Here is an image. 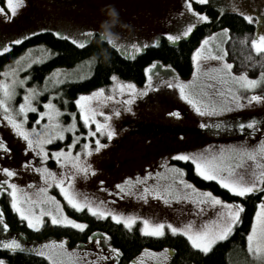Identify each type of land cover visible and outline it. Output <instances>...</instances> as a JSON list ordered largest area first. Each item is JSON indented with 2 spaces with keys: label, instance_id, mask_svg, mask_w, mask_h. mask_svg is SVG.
<instances>
[{
  "label": "rangeland",
  "instance_id": "rangeland-1",
  "mask_svg": "<svg viewBox=\"0 0 264 264\" xmlns=\"http://www.w3.org/2000/svg\"><path fill=\"white\" fill-rule=\"evenodd\" d=\"M191 3L193 11L190 12L184 0H25V5L18 9L11 19H6L4 14H0V45L15 44L11 43V41L21 36H30L28 35L30 32H40L39 29L41 28L51 31L68 30L71 32L76 30L86 31L91 28L93 34L98 32L105 37L103 29L100 27V22L103 19H107L105 6L114 5L118 10L121 23L113 27V31L117 33V36L115 39H112L113 42L111 44L124 55L132 57L138 54L144 47L154 44L153 41L155 43L158 42L161 37L169 42L185 38L186 36L183 35V31L189 23L194 22V29L198 24L205 22L197 19L195 16L196 12L207 14L195 6V3H199L198 0H191ZM205 3L215 4L220 13L232 11L239 14L243 13L244 15L242 16L244 17L245 15H250L252 21L257 24L256 38L258 39L259 35L264 34V0H206ZM0 8H3L6 14L11 15L10 10L7 8L6 0H0ZM102 9L105 10L102 11ZM213 33L217 35L213 37ZM213 33L207 36L209 38L208 42L199 54L200 56L207 55L209 59H198L193 63V68L187 76L177 77L166 67L156 64L152 65L148 69L145 81L151 76L153 87L144 96H137V99L131 105L132 111L130 112L125 111V105L122 101L126 100L131 93L126 91L121 93L118 85L130 82L135 84L137 90H139L145 87V81L141 84H136L131 81L117 79L113 80L107 87H101L105 89V96H112L114 99L106 101L94 99L89 103L98 113L104 112L108 115L109 124L116 131L117 135L113 137L111 142L107 141L106 137H101V142L107 143L109 146L101 149L99 152H93L89 157H82L95 169V172H89L86 177L80 175L75 178L72 187L79 200L91 202L94 206H99L102 209L114 211L118 214L123 213L125 217L128 214H133L147 218L150 220V223L164 221L173 224H177V222L186 224L192 221L195 228H199L201 225H206L208 228L213 227L216 213L217 211H221V209L205 206L203 214L198 215L197 211L194 210L195 206L190 201L185 202L184 200L171 199L172 195L181 197L192 196L193 199H203L202 196L194 193L193 188H186L185 185H192L201 193L211 191L208 188L205 189L197 186L187 176V166L181 164V162L187 161L174 157L177 153L189 155L194 153L215 154L222 148L225 150L240 147L251 149L260 144L261 136L264 134L257 131L255 135L250 136L248 132L251 130L245 128L242 132L237 127L240 123H246L248 120L254 119L257 128L264 129V116H260V113L264 111V102L254 101L248 103L246 99H243V97L253 92L264 95V85H258L255 89L249 91L239 88L234 83L223 84L217 78V74L213 69L219 67L220 62L213 58V54L223 55L216 46L217 41L220 42L222 47L226 48L227 40L220 35V30ZM170 35L179 36L180 38L175 40L169 39ZM106 39L108 40V38ZM133 44L140 47V51H136ZM3 52L0 51V53ZM48 55V51L42 47L32 51L28 49L4 69L0 76V81H10L12 77L10 75L5 76L4 73L10 72L13 69L18 70L16 73L18 77L28 78L25 80L23 86H17V94L14 99L9 101L8 106L13 109V114H15L18 112V106L22 102L26 90L28 88H35L37 95L33 100V104L36 109L39 96L47 93V98L41 101L42 109L36 111L34 118H30V112L32 111L26 113V128L31 129L33 127V123L39 118L38 113L45 111L43 107L44 103L51 102L61 113L58 119L62 125L67 126L74 119L76 123L75 135L79 136L81 133H86L87 129L83 127V122L79 117V107L76 105L78 115L73 117L71 111L60 107L53 100L52 90L59 84H54V80L82 79L87 75L88 69L84 65L67 70L59 69L53 72L43 83L38 85L30 83L29 72L27 71L29 67H26V65L30 64L31 66L35 62L44 60ZM225 60L229 63L232 62L227 55L225 56ZM241 70V68L235 66L232 69L236 74L242 72ZM193 72H196L195 76ZM161 80L172 84H184L189 99L202 103V110L204 106H207L210 110L213 104L217 106L227 105L231 110L220 111L218 107V115L211 117L207 115L201 116L187 100L180 96L178 88H168L166 84L160 83ZM229 87L242 97L240 102L244 104L243 108H237L235 103H229L231 95H227V97L224 95L228 92ZM93 91L82 94L88 95ZM117 111L120 113L118 116L115 115ZM174 111H179L180 116L169 115ZM4 116V110L0 109V138L6 143L10 152L6 156H0V167H10L19 173L18 178H11L19 186L18 206L31 207V205L24 203L25 199L42 201L46 200L47 196H54L56 200L60 201L64 215L84 223L68 213L66 209L67 203L57 188H48L47 194L40 193L39 189L45 186L39 178L40 173L22 167L26 160L32 161L35 164L39 158L33 160V153L29 152L26 154L23 151L25 142L14 133L11 126L4 119ZM16 118L23 119V117L18 115ZM40 119L41 124L48 123L46 117ZM97 119L103 122L104 117L97 115ZM159 123L167 125L168 128L156 130V135H144L143 132L146 131V127ZM201 123L215 128L200 130L202 128ZM216 124H220V127H216ZM40 126V124L36 125L37 128ZM88 127L95 130V124H90ZM64 135V141L57 139L47 145L49 152L65 148L66 144L71 142L73 132L66 131ZM94 139L93 137L85 136L81 138L79 143L89 142L90 146H93ZM65 150L67 149L65 148ZM3 151L0 150V152ZM74 151H79V144ZM238 162L234 161L233 163ZM254 163H264V158L258 156L255 162L247 157L243 158V164L241 167L235 169L236 176L233 178L242 176L245 181L251 180ZM45 164L47 168L58 171V166L54 159L50 158ZM173 166L177 169H183V172L179 174L170 172L169 168ZM255 170L260 171L264 169ZM147 171H151L153 176L149 177L146 183L134 184L131 191L133 193H142L145 186L149 187V189L157 187L165 199L169 200L168 204H165L158 196H152L151 194L147 197V202L139 199L135 194L128 195L127 193H122L121 196L115 195L116 191H118L115 188L117 183H121L126 178H131L135 181L138 175L143 177ZM2 178L3 174H0V179ZM180 180H183L184 184H180ZM100 181L104 182L103 185L100 184ZM213 194L216 195L215 193ZM261 197H264V192L260 193ZM224 201L232 202L234 200ZM259 202L260 199L257 201V205ZM41 207L44 208L45 213L51 210L58 218H63L56 211L55 205L51 201L46 204L37 203L32 210L38 214ZM255 214L256 208L253 219L255 218ZM45 217L51 223V218L47 215L42 219L44 220ZM119 222L123 223V220ZM135 222L139 223L140 229L143 227L142 220L138 219ZM3 225V215H0V240L6 241L12 238L18 240L22 247L16 249V251H26L35 254H38L41 250L46 251L48 255L53 257L56 264H84L85 261H95L96 264H116L118 259V255L109 251V243L104 239L105 235L101 232L94 233L95 235H92L93 239L85 243L68 246L63 237L50 239L28 238L23 233L11 232L8 228L4 230ZM165 231L170 232L167 228H165ZM60 241L64 243L61 245ZM96 241H100V246H97ZM40 245H46V248L41 249ZM112 248L114 247L112 246ZM86 252L89 255L85 256L84 253ZM99 256H103L104 259L98 260ZM44 257L50 264H53L47 255ZM169 257L170 251L166 247L160 249L145 248L130 262L135 260L136 264H170ZM252 264H264V261L254 256Z\"/></svg>",
  "mask_w": 264,
  "mask_h": 264
},
{
  "label": "snow or ice",
  "instance_id": "snow-or-ice-1",
  "mask_svg": "<svg viewBox=\"0 0 264 264\" xmlns=\"http://www.w3.org/2000/svg\"><path fill=\"white\" fill-rule=\"evenodd\" d=\"M199 3L203 4L206 0H198ZM7 8L10 10L11 15L5 13L3 8H0V14H4L6 19H11L14 16L18 9L25 5V0H6ZM184 3L187 5L188 11H193L191 0H184ZM223 11V9H221ZM241 15H244L241 13ZM195 16L197 19L202 21H209L210 17L207 14L196 12ZM245 19L251 21L252 17L250 15H245ZM195 26L194 22L189 23L186 26V29L183 31L184 36H188ZM39 31H45V29L41 28ZM229 29L223 28L220 30V35L224 37L225 40L228 39ZM57 37H63L65 40L71 42L73 45H76L80 48L85 47L88 38L93 35V30L89 28L86 31L76 30L74 32L64 30H57L54 32ZM28 35H35V33H28ZM213 37L217 34L213 33ZM24 36H21L11 43L19 44ZM169 39H179V36H169ZM208 37H205L204 40L201 41L200 46L195 49L192 54L193 63H195L198 59L207 60L209 56L204 55L200 56L201 49L208 42ZM108 42L112 43V39L108 38ZM241 44L244 43L243 40L240 41ZM155 43V41H153ZM252 48L256 53H260L264 56V34L259 35L258 39L254 38L251 41ZM11 44L0 45V51H7L10 48ZM217 48L223 53V55H215L213 54V58L220 62L219 67L213 69V71L217 74V78L221 80L223 84L234 83L238 85L239 88L245 90H253L258 85H264V71L260 73V76L257 78H250L247 75V72H240L238 74L232 71L233 64L229 63L225 60V56L227 55V49L222 47L219 41H217ZM119 47V45H117ZM133 47L136 51H140V47L133 44ZM249 60L252 59L251 56L248 57ZM26 67H30L26 65ZM17 69H13L10 72H5V76H11L12 79L10 81H0V109H3L5 112L4 119L11 126L14 133L20 137L25 142V147L23 151L27 154L29 152L33 153V160L38 159L37 163H33L32 161H27L22 165V167L32 170L36 173H40V180L44 183V187L39 189L40 193L47 194V189L55 187L59 190V193L63 196L64 200L67 203V206L74 209L76 212H80L85 209L87 212L93 216H97L99 218H104L111 216L113 221L119 222L123 220L124 226L128 229H131L132 225L136 220H142L143 227L140 229L142 234H151L153 236H161L164 234L165 228L170 230L172 234H182L187 238V241L191 245L192 248L200 250L202 253L207 254L216 245L218 242L224 241L228 238L233 232L235 226L240 222L242 218V213L245 211V206L240 202L242 198H246L249 194L264 192V170L256 171L255 169H264V163L256 164L254 163V170L252 172V179L249 181H245L242 176L233 178L236 176L235 169L239 168L243 164V158L247 157L251 159L253 162L257 160V157L264 158V134L261 136L260 144L254 148H229L228 150L221 149L218 153L205 155L204 153H194V154H186V153H177L174 158L182 160V161H191L194 164L195 172L202 178L206 180L217 181L219 185L232 193L236 200L232 202H226L222 200L219 196L214 195L211 191L200 192L195 189L192 185H185L186 188H193L194 193H197L199 196H202L203 199H193L192 196H178L172 195V200H184L185 202L190 201L194 206V210L197 211L198 215H202L205 211V206L212 207L216 209L217 207L221 209V211H217L216 219L213 222V227L208 228L206 225H201L199 228H195L192 221L188 223L177 222V224H173L171 222H156L150 223V220L147 218L135 216L133 214H128L127 217L123 213H116L114 211H109L107 209H102L99 206H94L91 202H82L77 198V194L75 193L74 188L72 187L74 184L75 178L80 175L87 176L89 172L94 173L95 169L91 167V165L87 162L86 159L82 157H89L93 152H99L101 149L108 147L107 143L101 142V137H106L107 141L111 142L113 137L117 135L116 131L109 124V117L104 112H97L91 105L90 101L97 100H112L114 97L105 96V89L99 88L94 90L91 94L84 95L81 94L79 98L76 99L75 103L79 107V117L83 122V127L87 129L86 133H81L79 136L75 135L76 123L73 119L69 123V125L65 126L59 122L58 117L61 115L59 109L55 108L51 102L44 103L43 107L45 111H40L38 113V119L33 123V127L28 129L25 127L27 122L28 111L36 112L37 109L33 104V100L37 95L35 88H28L26 93L23 96L22 102L18 106V112L13 114V109L9 108L8 103L16 96V88L17 86H23L27 77L20 78L17 76ZM147 71V70H146ZM193 75H196V72H193ZM112 80H117L115 74L111 77ZM63 81L54 80L53 83H62ZM161 84H166L168 88H178L180 96L187 100L189 104H191L195 111L201 116H213L218 115V107L220 111H230L231 109L227 107V105H215L211 106V109L207 106L203 107L202 103H198L194 99H189V95L186 94L185 85L184 84H172L167 83L164 80L160 81ZM121 93L129 92L131 93L126 100H123L122 103L125 105V111H132L131 105L137 99V96H144L148 93L153 85H152V77L149 76L145 81V87L137 90L136 85L133 83H121L118 85ZM159 87V85H157ZM211 87V85H209ZM231 95V101L229 103H235L237 108H243L244 104L241 103L242 97L237 94L231 87L228 88V92L224 94ZM246 99L248 103L252 102H264V95L252 93L243 97ZM119 111L115 113V115H119ZM21 116L23 119H17L16 116ZM75 117V114H71ZM97 115L104 117L103 122L100 119H97ZM169 115L179 117L180 112L174 111ZM46 117L48 123L41 124V119ZM40 124L39 128L36 125ZM90 124H95V130H92L88 126ZM202 127H206L207 125L201 123ZM216 127H220V124H216ZM240 131H244L245 128L251 130L248 132V135L252 136L260 131L264 133V129H258L256 126V121L248 120L246 123H240L237 125ZM66 131H72L73 136L70 143H67L65 148H59L54 151L49 152L47 145L51 144L55 140L64 141ZM93 137L94 145L90 146L89 142L79 143L82 137ZM79 144V151H74L76 146ZM0 150H4L0 152V156H6L10 149L7 148L6 143L0 138ZM54 159L58 166V171H53L46 167L45 162L49 159ZM234 161H239L238 163H233ZM167 167V165H165ZM170 172L174 173H182L183 169H177L174 166L169 168ZM0 174H3V178L0 179V194L9 193L10 203L13 210L19 214L21 218V222H26L27 226L31 229H36L39 226L44 224V220L42 219L45 215L51 218V223L53 225H70L75 229H79L83 231L87 225L82 222H78L74 219H71L67 215L63 214V207L60 204V201L56 200L54 196H47L46 200L37 201L31 199H25L24 203L31 205V207H23L18 206V191L19 186L11 179L18 178L19 173L16 170L11 169L10 167H0ZM153 176L151 171L145 172L144 176H137L135 181L131 178H126L121 183H117L115 188L116 196H121L122 193H127L128 195L135 194L139 199L145 200L147 202V197L149 194L152 196H158L161 200L164 201L165 204L169 203L168 199H165L164 195L158 190L157 187L149 189V187L145 186L143 188L142 193H133L131 191L134 184H142L146 183V180ZM103 181H100V184L103 185ZM180 184H184L183 180H180ZM51 201L56 208V211L59 212L63 218H58L57 215L53 214V211L49 210L45 213L43 207L40 208L39 213H35L32 209L37 205L46 204ZM0 215H3L0 212ZM4 230H7L8 225H3ZM95 235V234H94ZM93 236L89 237V240H92ZM105 240L110 239L107 235L104 236ZM247 241V251L251 253L253 256L257 257L261 261H264V197L260 198V202L256 206V214L255 218L251 222V229L247 232L246 236ZM64 242L60 241L62 245ZM97 246H100V241H96ZM22 245L18 240L12 238L10 240H0V248L8 249L10 251H15L16 249H20ZM41 249H45L46 245H40ZM108 249L110 252L119 255V248H112L111 244H108ZM38 255L40 256H48V259L56 264V261L53 259L51 255H48L46 251H39ZM85 256L89 255V253H84ZM98 260H103V256H99ZM0 264H6V261L0 259ZM84 264H96L95 261H85ZM130 264H136V261L133 260Z\"/></svg>",
  "mask_w": 264,
  "mask_h": 264
},
{
  "label": "trees",
  "instance_id": "trees-1",
  "mask_svg": "<svg viewBox=\"0 0 264 264\" xmlns=\"http://www.w3.org/2000/svg\"><path fill=\"white\" fill-rule=\"evenodd\" d=\"M195 6L205 11L209 21L198 24L185 38L169 42L159 38L158 42L144 47L138 54L128 57L121 53L100 33L95 32L80 48L57 37L51 30H45L30 35L19 44H12L7 51L0 53V76L4 69L19 57L25 50L43 48L49 55L42 61L33 63L29 68V82L40 84L57 70L72 69L77 66H86L88 73L82 79L66 80L59 83L52 90L53 100L62 108H66L78 115L75 99L82 93L107 87L113 81L115 74L118 80H127L136 84L145 81L148 69L156 64L170 69L175 76H187L193 68L192 54L201 41L223 28L229 29L226 41L227 56L233 66L241 68L243 72L253 78L260 76L264 71V56L256 53L251 41L257 37V24L245 19L237 12H219L213 3H195ZM241 40L244 41L241 44ZM107 57H106V53ZM252 59L249 60L248 57ZM147 70V71H146ZM47 93L39 96L37 110L42 109V103ZM36 112H30L34 118ZM187 166V176L199 187L209 189L222 199L231 201L237 199L228 190L223 189L218 182L200 178L193 170L191 161L181 162ZM261 193V192H260ZM260 193L249 194L241 199L245 206L240 222L235 226L231 235L224 241L218 242L209 253L191 247L187 238L182 234H172L165 231L161 236L142 234L139 223L135 222L131 229L122 222H116L110 216L99 218L87 212L86 209L76 212L66 206L69 214L83 221L87 227L81 231L71 226L53 225L45 217L44 224L38 229H31L11 207L9 193L0 195V208L4 223L11 232L23 233L28 238H57L63 237L68 246L85 243L94 233L101 232L107 235L108 243L119 248L120 253L116 264H128L140 251L145 248H167L170 251V264H252L254 256L247 251V232L251 228L257 201ZM0 259L6 264H50L44 257L26 251H10L0 248Z\"/></svg>",
  "mask_w": 264,
  "mask_h": 264
},
{
  "label": "clouds",
  "instance_id": "clouds-1",
  "mask_svg": "<svg viewBox=\"0 0 264 264\" xmlns=\"http://www.w3.org/2000/svg\"><path fill=\"white\" fill-rule=\"evenodd\" d=\"M105 8H106L107 19H103L100 22V27L101 29H103V34L105 35L106 38L115 39L117 33L113 31V27L121 23V21L119 20V13L114 5H106ZM104 10L105 9H102V11ZM106 57H107V53H106Z\"/></svg>",
  "mask_w": 264,
  "mask_h": 264
},
{
  "label": "flooded vegetation",
  "instance_id": "flooded-vegetation-1",
  "mask_svg": "<svg viewBox=\"0 0 264 264\" xmlns=\"http://www.w3.org/2000/svg\"><path fill=\"white\" fill-rule=\"evenodd\" d=\"M260 116H264V111L260 113ZM166 128H168L167 125H164L163 123L162 124L159 123V124L150 125L149 127H146L145 128L146 131L143 132V133H144V135H150V134L156 135V133H157V132H155L156 130H158V129H161L162 130V129H166ZM210 128H215V127L206 126V127H202L200 130L210 129ZM182 130H186V129H182ZM145 137H148V136H145Z\"/></svg>",
  "mask_w": 264,
  "mask_h": 264
}]
</instances>
